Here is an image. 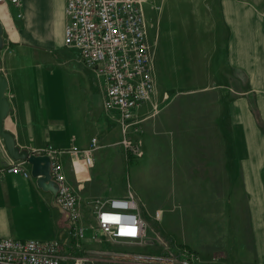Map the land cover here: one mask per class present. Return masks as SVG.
<instances>
[{"label":"crops","instance_id":"0c3cea01","mask_svg":"<svg viewBox=\"0 0 264 264\" xmlns=\"http://www.w3.org/2000/svg\"><path fill=\"white\" fill-rule=\"evenodd\" d=\"M65 6L66 0H22L20 6L0 3L4 39L0 70L8 80L5 94L10 100L3 125L20 148L39 152L52 145L60 150L64 171L78 188L83 209L87 208L85 236L70 233L68 213L58 204L54 190L43 187L32 174L10 171L20 160L8 154L0 136V237L58 239L65 256L62 264H75V259L80 264L101 263L106 251L115 250L94 230L95 213L88 202L102 190L95 180L96 160L86 177L83 161L75 168L69 149L88 148L97 131L107 123L118 124L103 106L101 81L81 62L78 50L64 43ZM220 8L219 26L226 37L218 39L216 61L228 82L235 77L230 87L235 93L227 101L224 119L234 151L227 175L241 189L233 195L235 203L243 202L238 218L241 231L247 235L253 258L264 264V0H220ZM159 83L158 78V88ZM168 96L165 93L163 99ZM152 110L150 102L138 108L134 126ZM99 155V150L93 152L94 158Z\"/></svg>","mask_w":264,"mask_h":264},{"label":"rangeland","instance_id":"374dc122","mask_svg":"<svg viewBox=\"0 0 264 264\" xmlns=\"http://www.w3.org/2000/svg\"><path fill=\"white\" fill-rule=\"evenodd\" d=\"M147 17L157 40L158 107L129 132L139 155L123 145L118 123L94 135L93 152L100 151L95 180L102 190L91 197L105 202L132 190L147 236L115 241L102 235L103 242L141 256L186 247L205 264H259L238 220L243 202L233 201L239 183L227 175L234 151L224 119L235 77L228 82L216 61L218 39L226 37L219 26L220 0H148ZM84 176H90L86 166ZM94 230L100 233L95 223Z\"/></svg>","mask_w":264,"mask_h":264},{"label":"built area","instance_id":"2783aa9c","mask_svg":"<svg viewBox=\"0 0 264 264\" xmlns=\"http://www.w3.org/2000/svg\"><path fill=\"white\" fill-rule=\"evenodd\" d=\"M6 1L16 6L22 3V0H0V3ZM147 1L66 0L65 6L64 43L78 50L81 62L101 81L103 106L119 124L123 145L136 155L141 154L139 146L129 137L136 123V110L147 102L152 103L153 110L158 107L155 101L158 77L154 65L157 40L153 35V23L147 17ZM97 147L96 137L86 149L71 146L69 151L74 167L83 161L91 168L93 151ZM39 152L51 157V173L58 183L56 200L68 213L70 233L83 238L86 229L84 209L78 188L66 175L58 157L60 150L48 145ZM9 169L26 177L31 174L24 160L17 161ZM135 196L128 189L126 194L109 197L105 202L89 199L93 203L96 225L103 235L115 241H137L147 236L148 224L139 212ZM105 253L104 262L90 261V264H205L199 254L186 247L167 248L160 256L147 257L117 251ZM64 257L58 239L0 237V264H62ZM75 264H80L78 259Z\"/></svg>","mask_w":264,"mask_h":264},{"label":"water","instance_id":"95a60500","mask_svg":"<svg viewBox=\"0 0 264 264\" xmlns=\"http://www.w3.org/2000/svg\"><path fill=\"white\" fill-rule=\"evenodd\" d=\"M4 46L3 26L0 22V50ZM8 87L7 77L0 70V136L8 154L15 160H24L30 165V172L33 177H36L39 184L43 187L51 188L58 191V183L53 178L51 173V157L46 153L32 152L27 148H20L16 144L13 133L4 128L3 122L10 110V100L5 94Z\"/></svg>","mask_w":264,"mask_h":264},{"label":"bare ground","instance_id":"6f19581e","mask_svg":"<svg viewBox=\"0 0 264 264\" xmlns=\"http://www.w3.org/2000/svg\"><path fill=\"white\" fill-rule=\"evenodd\" d=\"M168 185H169V183H168L166 186H168ZM166 186H165V187H166ZM164 191H165V190H164ZM166 191H167V189H166Z\"/></svg>","mask_w":264,"mask_h":264}]
</instances>
